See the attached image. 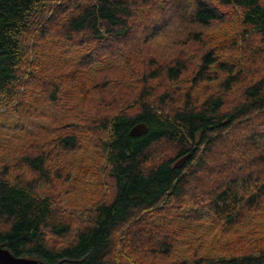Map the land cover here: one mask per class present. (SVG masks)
<instances>
[{"label":"trees","instance_id":"16d2710c","mask_svg":"<svg viewBox=\"0 0 264 264\" xmlns=\"http://www.w3.org/2000/svg\"><path fill=\"white\" fill-rule=\"evenodd\" d=\"M0 245L264 264V0H0Z\"/></svg>","mask_w":264,"mask_h":264},{"label":"water","instance_id":"95a60500","mask_svg":"<svg viewBox=\"0 0 264 264\" xmlns=\"http://www.w3.org/2000/svg\"><path fill=\"white\" fill-rule=\"evenodd\" d=\"M147 130H148L147 124L145 122H139L130 129V135L140 136L146 133ZM188 157L189 154L181 157L178 161H176L175 165L176 166L182 165ZM0 264H46V263L36 258H31L27 256H16L14 253L10 251V249H8L3 245H0Z\"/></svg>","mask_w":264,"mask_h":264},{"label":"rangeland","instance_id":"374dc122","mask_svg":"<svg viewBox=\"0 0 264 264\" xmlns=\"http://www.w3.org/2000/svg\"><path fill=\"white\" fill-rule=\"evenodd\" d=\"M179 160V159H178ZM89 164H91L90 162H87V165H89ZM102 169V168H101ZM102 185H104V184H102ZM104 190H108V187L106 186V185H104ZM106 191H103L104 192V194H106ZM63 204V203H62ZM64 205V204H63ZM75 212V211H74Z\"/></svg>","mask_w":264,"mask_h":264}]
</instances>
